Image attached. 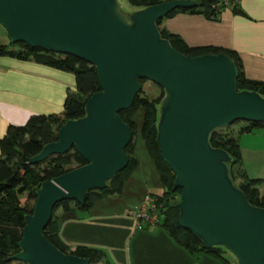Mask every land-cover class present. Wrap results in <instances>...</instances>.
<instances>
[{"label": "water", "instance_id": "95a60500", "mask_svg": "<svg viewBox=\"0 0 264 264\" xmlns=\"http://www.w3.org/2000/svg\"><path fill=\"white\" fill-rule=\"evenodd\" d=\"M196 6L173 0L126 13L118 0H0V26L11 45L84 61L95 69L99 86L86 100L84 116L66 121L57 141L28 160L35 165L75 150L86 164L35 191L12 260L90 264L60 252L42 232L55 205H82L88 192L105 190L126 168L132 135L118 113L132 106L145 80L164 92L156 144L174 175L172 191L181 190L175 227L205 249H223L236 264H264V208L248 203L230 177L232 158L209 143L213 132L236 122L263 123L264 98L238 90L237 69L228 57H186L161 37L156 24L177 9Z\"/></svg>", "mask_w": 264, "mask_h": 264}, {"label": "trees", "instance_id": "16d2710c", "mask_svg": "<svg viewBox=\"0 0 264 264\" xmlns=\"http://www.w3.org/2000/svg\"><path fill=\"white\" fill-rule=\"evenodd\" d=\"M173 0H127L134 10L147 8ZM197 3L195 8L177 9L166 18L177 14L203 15L206 19L216 21L225 9H215L208 0H191ZM240 0H237V3ZM133 10V11H134ZM240 13L237 4L230 9ZM157 27L163 39L180 54L189 57L205 55H225L236 66L238 73L237 87L239 91L256 92L264 98V83L249 81L243 77L239 57L232 51L216 47H189L182 39ZM0 57H11L19 60H31L37 64L47 66L74 76V91L67 92L62 113L51 115L31 116L23 126H9L0 139V264H23L11 259L19 253L18 243L24 227V217L32 213L35 191L45 181H50L67 173L73 168L81 167L86 161L75 151L65 155H55L48 159L30 165L28 160L36 156L43 146L57 141V131L68 120H76L84 116L86 100L99 91L95 69L84 61L66 55H57L39 49H31L23 44L8 46L0 45ZM147 81L140 80L141 91L135 97L132 106L118 113L121 121L131 131L132 140L125 148L128 165L116 177L107 182L105 190L90 191L86 194L82 205L72 201H63L55 205L51 220L42 232L44 238L56 249L64 254H70L82 259H89L90 264H100L105 260V254L97 249L76 247L68 249L58 237L59 218L55 212L87 214L94 204L106 197L121 195L126 181L138 166L133 157L134 139L138 135L132 121L133 115L139 109L144 110L141 134L146 150L158 173L163 192L159 198L161 204V221L157 227L162 229L173 243L186 251L190 256L198 254L210 256L222 264H228L225 252L220 248L205 249L202 243L191 233L177 229L175 222L179 210L176 205L170 206V201L180 197L181 190L172 191L174 175L162 161L156 144V125L158 121L159 104L164 92L159 87V96L150 99L143 92V85ZM264 129L263 123L236 122L233 125L219 129L210 135L209 143L215 149L225 151L232 161L228 165L233 184L239 188L248 203L254 207L264 208V181L249 179L242 169L239 153L238 136L250 134L254 130ZM151 195V194H150ZM180 201V200H179ZM146 227L143 226V229Z\"/></svg>", "mask_w": 264, "mask_h": 264}, {"label": "crops", "instance_id": "0c3cea01", "mask_svg": "<svg viewBox=\"0 0 264 264\" xmlns=\"http://www.w3.org/2000/svg\"><path fill=\"white\" fill-rule=\"evenodd\" d=\"M237 9L240 13L224 9L216 21L203 15L177 14L162 19L159 27L189 47L234 52L243 77L264 83V0H240ZM74 87L70 73L31 60L0 57V139L9 126H23L31 116L62 113L66 94ZM238 144L247 177L264 181V129L238 136ZM140 167L138 162L119 199L99 201L87 214L60 211L58 237L62 243L70 250L87 247L102 251L106 258L100 264H222L210 256H190L157 226L138 229L134 214L144 196L153 195L149 190L138 196L135 191L132 197L126 194ZM147 177L149 189L162 193L155 168L148 170Z\"/></svg>", "mask_w": 264, "mask_h": 264}, {"label": "rangeland", "instance_id": "374dc122", "mask_svg": "<svg viewBox=\"0 0 264 264\" xmlns=\"http://www.w3.org/2000/svg\"><path fill=\"white\" fill-rule=\"evenodd\" d=\"M118 3L120 5V8L124 12L130 13V12L133 11V8H131L129 6L127 0H118ZM8 44H9L8 37H7L6 33H5V31L3 30V28L0 26V45L8 46ZM143 92H144V95H146L150 99H154V98H157L159 96V90H158L157 86L154 85L151 82H148V81L143 85ZM143 116H144V110L143 109H139L136 112V114L133 115V117H132V121L134 122V124L136 126V130L138 132V135L134 139V143L135 144H134L133 154L132 155L139 162L141 167L138 170L139 172L137 171V173L134 175V178H133L134 184L131 183L126 188V194L130 195L131 197H132V193L134 191H135L134 194L136 196L141 194L140 191H147V190H149L153 195L154 194H162L160 192V190L159 191H155L153 189V191H152L151 189H149L151 187H148L149 184L146 182L148 180V177H147L148 176V170L149 171L151 169L153 170L155 167H154V164H153V162H152V160H151V158H150V156H149V154H148V152L146 150V147L144 145V141H143V138H142V134H141ZM142 175H143V177H142ZM158 182L160 183V180H158ZM146 183H147V187H146ZM162 191H163V189H162ZM120 197H121V195H114V196H110V197L108 196V197H106L104 199H108V198H114V199L117 198V199H119ZM179 200H180L179 196L175 200H171L170 203H169L170 206H172L174 204L176 205L179 202ZM59 212H60V210L56 211L55 215L57 216ZM225 257L228 260V263L236 264L234 259L229 254L226 253Z\"/></svg>", "mask_w": 264, "mask_h": 264}, {"label": "built area", "instance_id": "2783aa9c", "mask_svg": "<svg viewBox=\"0 0 264 264\" xmlns=\"http://www.w3.org/2000/svg\"><path fill=\"white\" fill-rule=\"evenodd\" d=\"M212 2L215 9L225 8L232 9L237 0H208ZM161 204L159 198L154 195H146L139 206L134 218L138 223V229H143V226H156L161 221L162 215L160 214Z\"/></svg>", "mask_w": 264, "mask_h": 264}]
</instances>
